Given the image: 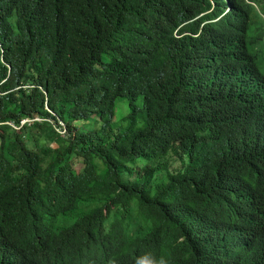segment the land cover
Returning <instances> with one entry per match:
<instances>
[{
  "label": "trees",
  "instance_id": "16d2710c",
  "mask_svg": "<svg viewBox=\"0 0 264 264\" xmlns=\"http://www.w3.org/2000/svg\"><path fill=\"white\" fill-rule=\"evenodd\" d=\"M261 55L264 0H0V264H264Z\"/></svg>",
  "mask_w": 264,
  "mask_h": 264
},
{
  "label": "rangeland",
  "instance_id": "374dc122",
  "mask_svg": "<svg viewBox=\"0 0 264 264\" xmlns=\"http://www.w3.org/2000/svg\"><path fill=\"white\" fill-rule=\"evenodd\" d=\"M257 10L259 11V8H257ZM257 60L261 66L262 72L264 73V55H261L260 57L257 56ZM126 114H127L126 106L124 104H122V106L119 108L118 113H117V115H118L117 123L118 124L122 123L123 118L125 117ZM37 120H39V119H37ZM75 125L82 127L83 123L77 122V123H75ZM72 162H73V167L75 168V170L80 171L82 168V160L79 158H74L72 160ZM172 167L176 168V167H178V164L175 163L172 165ZM165 177H166V171L159 172L156 176V182L164 181ZM79 216H80L79 213H73V214L68 215V216H60V218L57 220L58 225L56 223H54V227L64 225V224H70V223L74 222V220L77 219Z\"/></svg>",
  "mask_w": 264,
  "mask_h": 264
},
{
  "label": "clouds",
  "instance_id": "9594fccd",
  "mask_svg": "<svg viewBox=\"0 0 264 264\" xmlns=\"http://www.w3.org/2000/svg\"><path fill=\"white\" fill-rule=\"evenodd\" d=\"M25 122H26V121H25ZM25 122H23V123H25ZM23 123H22V124H23Z\"/></svg>",
  "mask_w": 264,
  "mask_h": 264
}]
</instances>
